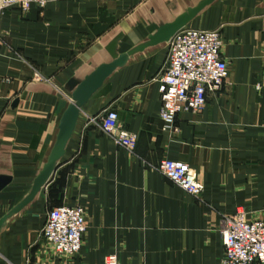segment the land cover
<instances>
[{
  "label": "crops",
  "instance_id": "crops-1",
  "mask_svg": "<svg viewBox=\"0 0 264 264\" xmlns=\"http://www.w3.org/2000/svg\"><path fill=\"white\" fill-rule=\"evenodd\" d=\"M204 0H48L0 13V264H220L221 217L264 215V0H209L180 27L217 29L227 74L201 110L158 116L169 40L156 36ZM119 56L80 108L64 153L17 211L47 163L78 83ZM114 109L133 150L100 128ZM195 170L192 197L160 174L161 160ZM85 208L78 255L56 257L42 236L48 210ZM264 264V263H253Z\"/></svg>",
  "mask_w": 264,
  "mask_h": 264
},
{
  "label": "built area",
  "instance_id": "built-area-1",
  "mask_svg": "<svg viewBox=\"0 0 264 264\" xmlns=\"http://www.w3.org/2000/svg\"><path fill=\"white\" fill-rule=\"evenodd\" d=\"M48 0H0L1 11L17 4L21 11L31 5L42 8ZM222 39L217 29L205 30L182 27L169 39L166 63L158 77L157 91L160 106L158 116L164 129L177 132V117L197 113L207 96L221 88L227 74L226 64L220 55ZM264 81V69L259 88ZM100 128L114 142L133 150L137 135L123 129L114 109H106L100 117ZM157 170L182 192L197 197L202 183L188 164L164 159ZM86 229L85 208L79 204L60 205L48 210L42 227V236L52 253L60 259L75 258L81 248ZM223 254L220 264L264 263V215L249 219L243 210L221 217L219 227ZM83 264V263H77ZM103 264H120L115 253L107 255Z\"/></svg>",
  "mask_w": 264,
  "mask_h": 264
},
{
  "label": "water",
  "instance_id": "water-1",
  "mask_svg": "<svg viewBox=\"0 0 264 264\" xmlns=\"http://www.w3.org/2000/svg\"><path fill=\"white\" fill-rule=\"evenodd\" d=\"M209 0H204L199 3L197 7L185 14L171 25L166 26L156 36L157 39L169 40L174 33L183 25V23L197 11L203 4ZM124 61L123 56H119L117 59L110 63H102L86 75L76 86L72 92V102L67 106L66 110L62 114L58 125V133L56 141L51 150L47 163L44 165L39 174L35 177L32 187L28 195L13 209V211L19 210L21 207L31 201L38 193L41 186L46 182L50 174L52 173L57 160L64 153V147L68 139L70 138L72 131L75 127L80 108L85 104L89 97L101 86L104 79L111 73L112 69L122 64ZM6 216L0 219V225L4 222Z\"/></svg>",
  "mask_w": 264,
  "mask_h": 264
}]
</instances>
